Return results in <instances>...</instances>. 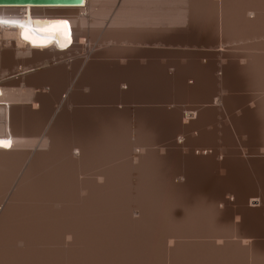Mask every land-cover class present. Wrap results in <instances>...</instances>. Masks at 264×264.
<instances>
[{"label":"bare ground","instance_id":"1","mask_svg":"<svg viewBox=\"0 0 264 264\" xmlns=\"http://www.w3.org/2000/svg\"><path fill=\"white\" fill-rule=\"evenodd\" d=\"M99 1L84 0L79 7L0 6L1 44H5L4 49H12L13 61L34 53H52L59 26H64L61 21H67V27L81 26L83 33L96 40L115 6V14L107 22L110 28L103 32L101 42L119 39L140 44L147 31L153 32L159 42L184 25H191L192 30L200 23H212L216 31L231 40L245 41L243 44L251 50L239 64L247 75V87L254 93L248 109L261 126L259 137L263 143L255 150L264 153V0H120L111 9ZM50 12L74 16L54 18L48 15ZM146 38L151 41L148 35ZM257 38L263 41L251 40ZM248 40L252 43L247 44ZM90 63L72 64L71 82L78 71L82 76ZM17 70V77L27 71L20 66ZM165 75L170 81L175 79L167 72ZM15 76L0 75V264H264V240L242 225L264 221L260 213L264 183L260 178L254 190H232L234 203L246 213L243 218L218 207L226 198L222 191L186 190V179L177 180L171 171L164 175V167L170 162L166 148H154L149 130L136 120L133 107L126 128L117 125L116 131L108 129L101 135L66 144L59 143L50 129L41 139L15 123L14 110L40 96L25 85H1ZM81 76L76 87L86 88L88 92L81 93L86 97L92 88L81 81ZM124 82L127 84L119 85L116 102H123V95L133 92L132 86L128 87L130 80ZM220 92L225 114L216 116L234 125L233 110L231 115L226 111L227 91L222 86ZM74 93H64L65 98L59 101L55 124L66 108L74 107L68 103ZM239 113L240 129L245 131L249 119L243 107ZM185 114L187 118L182 112L176 116L193 132L211 126L215 131L216 121L223 125L215 115L200 113L193 118V112ZM210 117L215 118L214 123L204 128ZM226 127L225 131H216L223 133L219 138L227 140L223 148L230 154L228 145L235 133L234 127ZM4 142L10 146L4 147ZM175 146L184 148L187 144ZM184 149L180 154L190 153ZM215 151L207 153L210 162ZM232 158L212 162L224 168ZM180 162L179 156L175 165Z\"/></svg>","mask_w":264,"mask_h":264},{"label":"rangeland","instance_id":"2","mask_svg":"<svg viewBox=\"0 0 264 264\" xmlns=\"http://www.w3.org/2000/svg\"><path fill=\"white\" fill-rule=\"evenodd\" d=\"M114 1L100 0L99 3L104 6L110 5L106 6L111 9L114 7L112 4H120V0L119 2L116 0L117 4ZM114 8H112L113 12L110 10V14L108 13L111 16L107 15L109 19L105 20L106 27L96 40L89 38L87 33H83L81 26L74 25L73 28L59 26V36L52 53L47 51L40 54L34 53L27 55L25 59L13 61L12 49H4L5 44H1L0 41L2 45H0V75L15 76L19 66L27 70L26 74L15 76L16 78L4 81L1 85L6 87L25 85L34 88L40 94L38 99L29 100L28 105L14 110L16 125L24 126L31 134L41 136V139L51 129L56 140L66 144L101 135L108 129L111 131L114 128L112 130L114 131L117 125L126 128L130 122V110L133 107L136 120L142 127L149 130L155 144L154 148H166V155L170 162L164 167V175L173 172L177 180L186 179L185 189L189 191L203 190L214 193L222 191L223 197L226 198L218 207L226 212H234L236 217H245L246 213L234 203L232 190L239 188L254 190L255 184L258 186V178L264 183V153L261 150H255L263 143L259 137L261 126L259 127L260 124L248 109L251 103L250 97L254 93L247 87V75L241 71L239 64L242 56L251 53V50L243 44L245 41L231 40V37L216 31L212 23L209 25L208 22L200 23L192 30L191 25L190 27L184 25L180 31L168 32L170 37L159 42L152 36L153 32L149 31L147 32L151 33L150 35L147 32L143 31L144 34L141 32L144 36L141 38L146 44L143 40L140 44L125 43L119 39L113 43L101 42L103 32L110 28L107 22L115 14ZM7 13L11 12H5ZM69 14L71 17L74 16L68 12L48 13L54 18H69ZM147 35L148 38L151 37L149 42ZM174 36L175 39H173ZM251 40L263 41L259 38ZM154 41L157 44L154 45ZM250 43L252 42L248 40L247 44ZM108 48L112 49L108 51ZM89 60L91 63L86 72L81 76L78 71L71 82L74 76V73L69 74L71 65L81 61L84 65ZM45 65L51 66L44 68ZM165 72L175 79L168 80ZM80 76L81 81L92 88V92L86 97H82L81 93L88 92L87 89L76 87ZM126 79L130 80L128 87L132 86L133 92L123 95V102H116L120 91L119 85L127 84L124 82ZM222 86L227 91L225 92L227 94H225L226 111L231 115L233 110L231 116L235 121L234 125L216 116V113L225 114L219 96V94L223 95L220 92ZM64 93L66 95L74 93L68 102L74 107L66 108L55 124V108L61 106L59 101L62 102L65 98ZM238 97L241 99L235 100ZM126 102L130 103L128 105L130 108H125ZM242 107L245 109L244 114L250 120L247 123L249 127L246 126L250 130L240 129L239 118L242 115L239 109ZM115 108L124 109L118 112ZM186 111L193 112L195 114L192 115L193 118L200 113L205 116L215 115L216 120L223 124H217V121L214 123L215 118L210 117L207 124H204V128H209V125L213 123L215 131L216 128L225 131V125L226 129L234 127L232 132L236 135H231L228 145L230 154H227L223 148L226 147L224 144L227 140L219 138L223 136V133L213 131L212 126L200 132H193L190 125L182 126L184 123L176 114L182 112L187 118ZM251 120V124L254 125L249 124ZM175 128L177 131L172 132ZM133 140L134 137L131 138V141ZM180 143L187 144L184 148L189 149V154H180L182 151L185 152L183 146L180 148L175 146ZM239 143L240 145L242 143L245 153ZM250 144H254L253 147L249 148ZM211 149L216 150L212 158L215 161L233 158L225 164L224 168L223 165L221 167L214 165L211 157V162L208 160L207 153ZM179 156L180 165H175ZM247 161L252 167L254 166L253 171ZM262 198L263 206L260 213L264 216V197ZM254 204L261 205L259 202ZM242 225L251 235L264 240L263 220L242 222Z\"/></svg>","mask_w":264,"mask_h":264},{"label":"water","instance_id":"3","mask_svg":"<svg viewBox=\"0 0 264 264\" xmlns=\"http://www.w3.org/2000/svg\"><path fill=\"white\" fill-rule=\"evenodd\" d=\"M84 0H0V6L79 7Z\"/></svg>","mask_w":264,"mask_h":264},{"label":"snow or ice","instance_id":"4","mask_svg":"<svg viewBox=\"0 0 264 264\" xmlns=\"http://www.w3.org/2000/svg\"><path fill=\"white\" fill-rule=\"evenodd\" d=\"M62 25H64L65 27H67V21H61L60 22ZM25 39H28L27 36H25ZM10 144L8 142H4V147H9Z\"/></svg>","mask_w":264,"mask_h":264}]
</instances>
